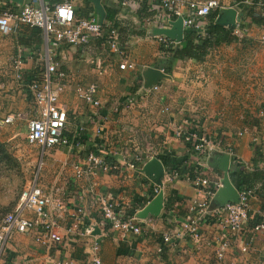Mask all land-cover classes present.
<instances>
[{"label": "crops", "instance_id": "0c3cea01", "mask_svg": "<svg viewBox=\"0 0 264 264\" xmlns=\"http://www.w3.org/2000/svg\"><path fill=\"white\" fill-rule=\"evenodd\" d=\"M11 1L8 4L11 9L20 6ZM28 1L31 0H25L24 4ZM38 1L51 5L72 1L77 10L83 9L80 14L83 17L87 16V10L94 13L93 7L99 18L89 0ZM126 1L102 0V5L106 16L107 9L118 12L115 19L118 37L130 60L136 64V71L120 70V56L109 54L102 42L93 48H50L68 75L67 89L60 99L71 118L68 135L74 136L80 125L89 129L77 137L78 144L47 152L39 172L40 182L47 193L55 188L63 191L67 210L61 216L54 212L59 232L66 234V229L75 222L73 217L78 207H83L87 213L81 228L90 230L91 235L83 238L73 233L64 248L53 246L50 249L39 246L34 234L17 233L6 246L8 264H53L66 258L84 260L90 253L85 244L88 238L100 243L102 264H216V238L221 228L214 225V221L203 223V239L199 244L186 238L171 248L163 242V236L189 215L192 202L200 197L199 191L184 176L162 187L164 207L159 216L139 217L158 195L153 192L157 187L153 178L142 170L148 162L141 163L138 170L127 168V162L137 155L147 158L157 154L165 175L183 162L199 166L206 178L217 182L224 178L218 158L227 157L231 152L229 177L239 169L238 172L251 174L250 186L264 182V45L258 41L264 34V21L255 20L257 25L248 19L253 32L250 38L241 43L223 42L215 46L203 62L173 61L170 73L165 72L167 77L159 82V90L155 91L145 88L144 75L151 68H160L161 60L166 58L161 54V45L153 30L149 33L145 22L148 12L145 14L141 9L142 2L127 6ZM221 2L231 6V0ZM236 10L238 16L243 15L242 9ZM43 38L40 29L26 26L7 35L0 33V143L11 151L16 166L13 169L21 173L14 186L7 184L4 197L0 199V207L5 210L0 222L15 210L19 194L37 176L41 148L29 145L26 138L28 121L35 115L28 83L45 69L47 45ZM18 57L24 61L23 81L17 80L14 69ZM93 83L99 87L98 99L102 104L98 120H105L91 125L93 108L76 98L75 89L78 85ZM131 98L136 103L129 110L123 109ZM8 117H13L14 122L6 124ZM98 124L103 125L99 134ZM181 126L187 131L197 128L209 140L219 141L223 151L209 158L194 154L190 143L176 135ZM94 152L111 156L121 170L77 181L73 166ZM235 159L239 162L235 163ZM215 197L210 212L218 203ZM102 198L116 202L122 210L145 221L148 232L139 236L113 230L101 216ZM249 212L250 221L243 234L233 239L225 264H264V232L251 231L252 224L260 218L264 220V187L251 200ZM27 215L34 217L30 212ZM245 244L250 249L243 254L240 249Z\"/></svg>", "mask_w": 264, "mask_h": 264}, {"label": "built area", "instance_id": "2783aa9c", "mask_svg": "<svg viewBox=\"0 0 264 264\" xmlns=\"http://www.w3.org/2000/svg\"><path fill=\"white\" fill-rule=\"evenodd\" d=\"M11 2V0H0V33L7 35L21 26L40 29L43 32L47 51L44 57L45 69L39 77L28 83V89L33 97L35 115L28 121L26 138L29 145L41 148L39 167L33 182L22 190L15 210L7 213L0 222V264H8L6 246L17 233L23 235L34 234L35 242L39 246L50 249L53 246L64 248L73 233L83 238L91 235L90 230L81 228V221L87 213L83 207H78L73 217L75 222L66 229V234L63 235L59 232L54 212H59L61 216L67 210L63 191L55 188L51 193H47L40 182L39 172L42 170L47 152L78 144L77 137L89 129L85 125H80L75 130L74 136L70 137L68 135L71 118L67 108L60 101L61 96L67 89L65 82L68 80V75L62 70L61 62L52 55L50 48L52 46L93 48L96 43L102 42L106 45L109 54L120 56L122 60L119 65L120 70L136 71L137 69L136 64L130 60L125 47L120 43L117 28H112L108 32L105 29V24L101 23L99 18L94 15H90L88 18H80L72 1L51 5L43 3V1L39 3L38 0H31L14 9H11L8 5ZM133 2L146 3L149 16L145 19V22L149 33L154 29H170L172 23L182 19L185 30L195 29L198 32L197 35L205 38L209 26L208 17L212 13L220 12L225 8L239 9L241 5L250 8L255 7L256 14L264 19V0H260L257 4L253 0H245L244 2L231 0V6H227L221 0H127L125 4L130 6ZM244 24V16L240 15L236 20L235 27H225L231 30V35L238 43L250 38L253 34L252 27ZM108 27L110 26L108 25ZM154 36L161 45L162 56L168 58L170 56L169 49L178 45V43L164 35ZM258 41L264 45V34L258 37ZM23 68L24 61L22 57H18L14 61L18 81H23ZM161 70L165 73L163 69ZM99 71L103 72V70ZM150 89L157 91L159 85H155ZM98 93L99 87L96 83L78 85L75 89L76 98L93 108L94 113L91 114L92 117L89 120L91 125L103 120V118L100 121L98 120L102 106L98 99ZM135 103V99L131 98L123 109L129 110ZM4 122L6 124L13 123L14 118L8 117ZM97 127V133L99 134L102 132L103 125L98 124ZM176 135L178 138L190 143L193 152L197 155L209 158L223 151L219 141L209 140L205 135L200 134V130L197 128L187 131L181 126ZM227 155L233 158L231 152ZM154 158H157V154H151L147 158L137 155L133 161L127 162L126 166L128 169L138 170L141 163L150 162ZM235 161V163L239 162L237 159ZM73 169L74 178L77 181L91 180L97 174H113L121 170L119 164L111 156L107 157L95 152L90 154L83 162L75 164ZM180 177L178 171L170 172L163 178V186L174 182ZM184 178L199 191L200 197L192 202L189 215L173 231L163 236V242L171 248H174L178 241L186 238H190L196 244H199L203 239L201 232L203 223L207 220L214 221V225L221 228L216 238V264H225L227 254L233 246V239L243 234L245 226L250 221L251 200L263 189V183L242 190L235 187L239 193V202H230L218 206L213 212H210L211 201L223 186L222 180L211 182L201 169L195 172L194 178L189 174H186ZM211 184H214V187ZM162 187L157 186L154 188L153 192L156 196L162 192ZM100 210L104 223L113 230L125 235L139 236L148 232L145 229L147 224L145 221H140L135 214L122 210L116 202L110 199L102 198ZM29 212L34 217H29L27 215ZM251 231L252 233L264 232V220L252 227ZM85 244L90 250L86 259L66 258L55 261L53 264H102L100 243L88 238ZM249 249V245L245 244L240 251L245 254L248 253Z\"/></svg>", "mask_w": 264, "mask_h": 264}, {"label": "trees", "instance_id": "16d2710c", "mask_svg": "<svg viewBox=\"0 0 264 264\" xmlns=\"http://www.w3.org/2000/svg\"><path fill=\"white\" fill-rule=\"evenodd\" d=\"M240 2H244L245 0H239ZM61 1H58L56 3H59ZM89 3V1H87ZM259 1H254L255 4H257ZM93 12H90L87 10V16L83 17L80 15L83 11L77 10V14L80 18H88L90 15L96 16V13L94 11V8L92 7ZM141 9L145 12H147V5L146 3L142 4ZM239 9H242L244 11V21L245 26H251L252 24L248 23V19L252 21V23H256L255 20H261L264 21L261 17H259L256 14L255 7H247L245 5H241ZM86 12V11H85ZM118 12L116 10L107 9V16H106V24L105 29L109 32L112 28H117V22H115L116 16ZM219 15V12H214L208 17L209 26L207 29V36L205 38L200 37L195 29H188L185 31L184 35V41L182 44H178L176 46H173L169 49L170 56L166 58V60H161L160 62V68L163 69L166 73H170L171 71V65L173 61L175 60H192L194 62H203L211 49H213L215 46H218L220 44L224 43H231L236 42V39L231 35V30L222 28L221 26L216 25V19ZM149 16V14H146V17ZM108 24H113L109 25ZM257 24V23H256ZM259 25V24H257ZM201 134V133H200ZM189 146L192 148V145L189 144ZM195 154V153H194ZM199 168V167H198ZM197 168V165H190L184 164L183 162L179 163L178 165H175L172 170H176L179 172L180 176H185L186 174H189L192 178L195 177V172L199 169ZM239 169H237L235 172L231 173V180L234 186L237 189H244V188H251V174L248 172H238ZM259 178V177H258ZM213 182V181H211ZM263 183L264 186V182ZM212 187H214V184H211ZM253 188V187H252ZM263 221L262 218H260L259 222L252 224V227L255 225L261 223Z\"/></svg>", "mask_w": 264, "mask_h": 264}, {"label": "water", "instance_id": "95a60500", "mask_svg": "<svg viewBox=\"0 0 264 264\" xmlns=\"http://www.w3.org/2000/svg\"><path fill=\"white\" fill-rule=\"evenodd\" d=\"M15 3L19 5H23L25 0H13ZM92 2L96 8V12L99 16L100 22L104 23L106 13L102 5V0H89ZM240 16V15H239ZM237 10L236 9H223L220 10L219 15L216 19V25L221 26L222 28H233L236 26V20L239 18ZM185 29L183 27V20L178 19L176 22L172 23V27L170 29H154L153 34L154 35H164L168 37L169 39L175 41L178 44H181L184 40ZM146 80L145 88L150 89L155 85H159V82L166 78L167 75L162 72L160 68H151L147 71V74L144 75ZM219 169L224 172V178L222 180V188L219 189V191L216 194L217 198V205L223 206L227 203L233 202L237 203L239 202V193L238 190L235 188L234 184L232 183L230 177H229V162L230 157L229 156H222L218 158ZM143 172L149 176L152 177L154 180V183L162 187L163 186V178L165 177V168L163 163L158 159L154 158L147 164H145L144 169H142ZM164 207V192H160V194L150 203L142 212V214H139V217L141 219L147 218L150 214L152 216H159L162 209Z\"/></svg>", "mask_w": 264, "mask_h": 264}, {"label": "rangeland", "instance_id": "374dc122", "mask_svg": "<svg viewBox=\"0 0 264 264\" xmlns=\"http://www.w3.org/2000/svg\"><path fill=\"white\" fill-rule=\"evenodd\" d=\"M13 167L16 166L11 151L5 144L0 143V199H3L4 197V190L7 187V184L10 183L12 187L15 185V180H20L21 178L20 171L18 169H13ZM20 192L21 189L18 191V194ZM3 212L5 213V210L0 207V218L2 217Z\"/></svg>", "mask_w": 264, "mask_h": 264}]
</instances>
